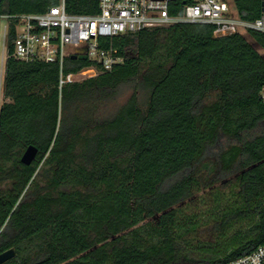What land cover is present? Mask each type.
<instances>
[{
  "label": "trees",
  "instance_id": "trees-1",
  "mask_svg": "<svg viewBox=\"0 0 264 264\" xmlns=\"http://www.w3.org/2000/svg\"><path fill=\"white\" fill-rule=\"evenodd\" d=\"M192 2L173 0L169 13ZM232 2L243 20L261 15L262 0ZM59 3L2 0L0 14ZM64 3L71 15L100 11L99 0ZM214 29L179 22L100 38L121 61L62 86L61 70L94 62L66 57L61 69L8 59L0 253L16 255L3 264H229L264 245V32ZM123 86L126 101L96 114ZM29 145L38 154L25 165ZM214 149L205 186L199 168ZM220 173L229 178L214 186ZM199 193L207 204L189 212L184 202Z\"/></svg>",
  "mask_w": 264,
  "mask_h": 264
},
{
  "label": "built area",
  "instance_id": "built-area-1",
  "mask_svg": "<svg viewBox=\"0 0 264 264\" xmlns=\"http://www.w3.org/2000/svg\"><path fill=\"white\" fill-rule=\"evenodd\" d=\"M173 0H99L95 15L68 14L64 0L44 13L0 14V106L4 98L3 80L7 61L57 62L61 66L71 55L86 56L94 65L78 73L60 72V86L109 71L121 59L114 49L100 47V38H110L141 29L169 26L179 22L215 26V36L240 30L264 32V8L253 21L241 19L232 0H193L180 16H172ZM264 2V0H262ZM2 0H0V5ZM1 19L6 21L1 24ZM83 50V52H81ZM100 66V67H98ZM264 98V88L261 91ZM229 264H264V245Z\"/></svg>",
  "mask_w": 264,
  "mask_h": 264
},
{
  "label": "rangeland",
  "instance_id": "rangeland-1",
  "mask_svg": "<svg viewBox=\"0 0 264 264\" xmlns=\"http://www.w3.org/2000/svg\"><path fill=\"white\" fill-rule=\"evenodd\" d=\"M6 21L4 19H1V24H5ZM241 33L243 34H247V31L246 30H240ZM259 51L261 53H263V50L259 49ZM85 79V78H84ZM83 80V78H79L77 81H81ZM131 93V88L129 86H123L121 87L120 89V93L119 95L117 96L116 100L115 101H112V102H108L102 106H100L98 108V111H96L99 116L101 117H104V116H107L110 112H112L117 106H119L120 104L124 103L126 101V99L128 98V96L130 95ZM8 99L4 96L3 100L1 102H4V101H7ZM2 104V103H1ZM222 145L224 146L225 145V142L224 141H221V147ZM217 152L216 150L214 149L213 151L211 150L210 153L207 155L205 161L207 160V163L205 162L204 165H202L200 168H199V175L201 177V179L203 180V184L205 186H207L206 184L208 183V180L212 178V175L210 174V170L208 169L210 164H213V162L215 161V156H216ZM210 161V163L208 162ZM208 166V168H206ZM207 169V170H206ZM229 178V175L226 174V173H220L219 177L215 180V179H212V181L214 180L213 184L214 186H217V185H220L223 181H220L222 179H228ZM210 188L209 187H204V193L205 195L209 192ZM207 197H205V199L202 197V194L199 193V194H196L194 195L193 197H191L190 199L186 200L184 203H186V207L188 208V211L189 212H192V211H198V210H202L201 208L204 207V204H207L206 202L208 200H206ZM206 200V202H205ZM202 221L206 220L207 216L206 217H200ZM204 235L203 236V239H206V240H211V235L209 236L210 233H207V231L203 232ZM28 253V252H27ZM24 255V253H23Z\"/></svg>",
  "mask_w": 264,
  "mask_h": 264
},
{
  "label": "water",
  "instance_id": "water-1",
  "mask_svg": "<svg viewBox=\"0 0 264 264\" xmlns=\"http://www.w3.org/2000/svg\"><path fill=\"white\" fill-rule=\"evenodd\" d=\"M262 9L264 8V2H262ZM83 52V50H81ZM72 59H76L78 57L77 54L70 56ZM38 154V148L35 145H29L21 156V162L25 165H30L35 159ZM16 255L14 249H9L0 253V264L14 258Z\"/></svg>",
  "mask_w": 264,
  "mask_h": 264
},
{
  "label": "flooded vegetation",
  "instance_id": "flooded-vegetation-1",
  "mask_svg": "<svg viewBox=\"0 0 264 264\" xmlns=\"http://www.w3.org/2000/svg\"><path fill=\"white\" fill-rule=\"evenodd\" d=\"M79 57H82V56L78 55V57H77V58H79Z\"/></svg>",
  "mask_w": 264,
  "mask_h": 264
}]
</instances>
